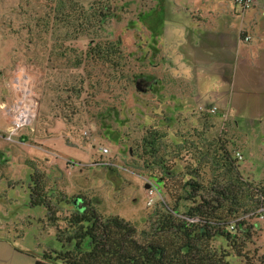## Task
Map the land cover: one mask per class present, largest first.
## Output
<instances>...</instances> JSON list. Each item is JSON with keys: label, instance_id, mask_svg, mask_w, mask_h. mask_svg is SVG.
Listing matches in <instances>:
<instances>
[{"label": "rangeland", "instance_id": "374dc122", "mask_svg": "<svg viewBox=\"0 0 264 264\" xmlns=\"http://www.w3.org/2000/svg\"><path fill=\"white\" fill-rule=\"evenodd\" d=\"M114 1L120 19L105 25L103 38L122 43L128 63L119 73L104 63L89 62L88 39L66 42L63 54L57 0H0V102L8 98L18 69L30 77H23L24 82L40 99L36 120L21 130L19 144L6 141L8 125L0 107V264H34L33 257L58 247L47 209L31 203L29 186L35 173L46 177L49 189L67 197L97 196L104 215L142 226L155 203L169 197L158 193L149 174L132 164L129 140L150 127L169 129L172 137L192 132L198 125L194 114L200 101L222 103L214 116L224 135L245 153L243 172L264 179V74L259 65L242 64L236 70L229 62L214 63L220 56L211 42L206 44L212 48L196 51L187 45L186 31H193L190 17L184 15L187 0ZM235 1L204 0L207 12H221L223 22L237 9ZM188 2L207 10L200 5L203 2ZM170 11L176 23L167 22L165 14ZM143 12L146 25L139 18ZM209 18L208 24H214L212 15ZM76 47L84 62L78 68L71 62ZM140 74L160 80L156 94L142 92L133 83ZM82 79L83 89L77 93ZM96 81L99 85H90ZM178 83L187 97L176 96ZM72 85L74 91H68ZM121 118L128 123L119 130L121 141L113 143L112 132L120 127ZM101 147L109 153L102 155ZM262 224L257 246L264 254ZM231 264L239 260L233 258Z\"/></svg>", "mask_w": 264, "mask_h": 264}, {"label": "trees", "instance_id": "16d2710c", "mask_svg": "<svg viewBox=\"0 0 264 264\" xmlns=\"http://www.w3.org/2000/svg\"><path fill=\"white\" fill-rule=\"evenodd\" d=\"M118 8L114 0H57L63 54L66 42L88 39L89 62L121 72L128 63L121 41L103 38L105 25L120 19ZM174 14H165L168 23H176ZM146 16H139L144 25ZM152 43L149 47L158 51ZM72 49V66L78 68L84 64L82 55L77 47ZM134 81L142 92H158L160 80L153 75L140 74ZM84 82L80 80L77 93ZM67 90L74 91L73 85ZM219 103H198V125L192 132L172 137L169 129L150 127L129 140L132 164L149 174L158 193L169 197L155 203L142 226L104 215L97 196L67 197L49 189L46 177L35 173L29 186L31 203L47 209L58 247L45 249L34 257V264H231L233 258L239 264H264L257 246L264 222V179L243 172L245 153L224 135L214 116L217 111L210 112L213 107L219 110ZM119 123L112 132L113 143L121 141L119 130L128 120L121 118ZM63 206L70 208L64 216Z\"/></svg>", "mask_w": 264, "mask_h": 264}, {"label": "crops", "instance_id": "0c3cea01", "mask_svg": "<svg viewBox=\"0 0 264 264\" xmlns=\"http://www.w3.org/2000/svg\"><path fill=\"white\" fill-rule=\"evenodd\" d=\"M225 13L228 12L225 11ZM211 15L214 24H208V22L211 21L209 18ZM228 17L229 19L223 22L221 21V12L213 14L199 8V11L195 14L192 21V25L190 24L193 31H191V29H186V34L188 32L190 33L189 37H186L188 41L186 44L188 45V43H191L193 50L203 49L205 46L208 48L210 46H215V51L217 50V55L220 56L213 60L215 64L222 65L223 62L224 64H228L229 62V65H234L236 70L244 64L248 65V68L258 64L259 68H261L260 72L264 74V2L262 3L261 0H255V5L252 9L242 12L237 8L233 13L230 11ZM201 25H204L205 30L202 29ZM245 35L251 37L249 42L244 41L243 38ZM207 41L211 42L210 46L206 44ZM222 58L223 60H221ZM18 70L14 73L12 79L14 76H18ZM182 87L183 85H179V83L176 84V96L184 98L187 96L186 93L181 91ZM11 101L12 97L9 93L8 98L0 102L2 120L6 125L8 122L2 105L4 103L9 104ZM21 135L23 134L20 133L18 138H20ZM6 141L10 142L9 140ZM11 143L19 144L20 142L17 140ZM1 257L0 251V258ZM32 259L35 262V258L33 257Z\"/></svg>", "mask_w": 264, "mask_h": 264}, {"label": "built area", "instance_id": "2783aa9c", "mask_svg": "<svg viewBox=\"0 0 264 264\" xmlns=\"http://www.w3.org/2000/svg\"><path fill=\"white\" fill-rule=\"evenodd\" d=\"M237 8L242 12H246L252 9L255 5V0H236ZM251 37L245 35L244 41L249 42ZM23 75L18 74L10 80L9 91L12 101L7 104L4 103L2 108L6 115V120L8 122L7 130L5 131L7 135L5 138L10 142H16L19 139V134L21 130L25 127H30L36 120L37 111L39 109L40 99L39 96L34 92L32 88H29V83H25L23 77L30 78L27 73L23 71ZM12 82V83H11ZM217 108L213 107L210 111L215 113ZM100 152L102 155L109 153L107 148L101 147ZM236 156L241 159L240 153ZM100 163H97V165ZM153 194V191H151ZM264 219V215L262 217Z\"/></svg>", "mask_w": 264, "mask_h": 264}, {"label": "flooded vegetation", "instance_id": "af4514ba", "mask_svg": "<svg viewBox=\"0 0 264 264\" xmlns=\"http://www.w3.org/2000/svg\"><path fill=\"white\" fill-rule=\"evenodd\" d=\"M157 2H158V0H156ZM163 1H166V0H163ZM194 1H196V3H201V2H203V3H199L200 5H203V4H205L206 5V7L205 8H207V10H205V11H208V5H207V2H204V0H194ZM198 1V2H197ZM201 8V7H200ZM183 9H184V15L186 16V17H190V24H192L193 22V19H194V17H195V14L199 11V8H197L196 7V5H194V4H191V3H189L188 2V0L187 1H184V7H183ZM170 12H174V11H170ZM212 13V12H211ZM153 86V85H152Z\"/></svg>", "mask_w": 264, "mask_h": 264}]
</instances>
